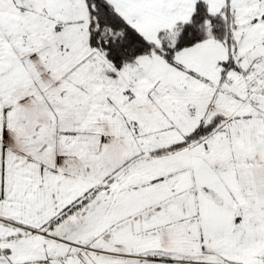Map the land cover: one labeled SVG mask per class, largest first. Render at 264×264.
<instances>
[{
  "label": "snow or ice",
  "instance_id": "6c2138e0",
  "mask_svg": "<svg viewBox=\"0 0 264 264\" xmlns=\"http://www.w3.org/2000/svg\"><path fill=\"white\" fill-rule=\"evenodd\" d=\"M0 264H264V0H0Z\"/></svg>",
  "mask_w": 264,
  "mask_h": 264
}]
</instances>
